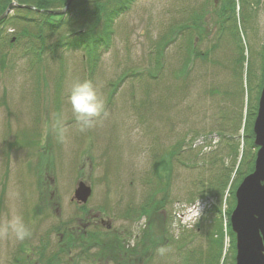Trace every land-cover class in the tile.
Here are the masks:
<instances>
[{"label": "rangeland", "instance_id": "rangeland-1", "mask_svg": "<svg viewBox=\"0 0 264 264\" xmlns=\"http://www.w3.org/2000/svg\"><path fill=\"white\" fill-rule=\"evenodd\" d=\"M4 1L0 14L24 5ZM123 2L72 0L47 18L56 29L17 6L0 21V264L236 263L229 218L259 149L264 0H133L94 59L72 43ZM83 79L107 113L85 132L67 99ZM57 119L63 143L43 134ZM14 216L24 241L2 232Z\"/></svg>", "mask_w": 264, "mask_h": 264}, {"label": "water", "instance_id": "water-1", "mask_svg": "<svg viewBox=\"0 0 264 264\" xmlns=\"http://www.w3.org/2000/svg\"><path fill=\"white\" fill-rule=\"evenodd\" d=\"M71 2L72 0H68L62 9L47 11L51 14H63ZM14 6L36 9L29 5L11 3L0 16V21ZM253 130L254 142L259 146L254 170L239 184L235 192L236 207L230 216L231 227L236 234L235 264H264V75ZM79 185L75 191V198L82 203L87 202L91 188L84 182H80Z\"/></svg>", "mask_w": 264, "mask_h": 264}, {"label": "clouds", "instance_id": "clouds-1", "mask_svg": "<svg viewBox=\"0 0 264 264\" xmlns=\"http://www.w3.org/2000/svg\"><path fill=\"white\" fill-rule=\"evenodd\" d=\"M68 103L71 106L72 114L81 132L91 129L95 122L102 116L107 115L105 102L99 94L95 84L88 79L74 81L68 91ZM52 133L63 143L65 140V130L61 119H57L54 124H45L43 134L47 136ZM2 232L4 234H14L15 238L24 241L29 238L31 232L20 216H14L6 225ZM159 252L163 254L164 248Z\"/></svg>", "mask_w": 264, "mask_h": 264}, {"label": "trees", "instance_id": "trees-1", "mask_svg": "<svg viewBox=\"0 0 264 264\" xmlns=\"http://www.w3.org/2000/svg\"><path fill=\"white\" fill-rule=\"evenodd\" d=\"M32 1H34V2H32ZM36 1L38 2L40 0H23L22 2H23V4H26V5L34 4L33 6H35L37 8L51 9L48 6V2H50L49 0H44V2L41 3V4H36ZM132 1L133 0H124V2L122 4H120V5L116 6V7L115 6H111L110 8H108V10L106 11V13L104 15L97 12L96 20L94 21L93 27H95L100 22V20L104 17V19H103L104 20L103 27L101 29L100 28H98V29H91L90 28V33L85 32L83 30V28H78L77 30H75L76 31L75 33L77 34V39H76V41H74L72 43L76 47L83 46L84 44L86 45V43H87V46L89 45L88 46L89 49L87 50L88 51L87 53L90 56H92V58L94 59L95 56L98 54L99 49L102 48L103 46L108 47V45H109V43H110V41L112 39L111 34H112V28L114 27L113 24H112V22H113L112 21V15H114L116 13V10L121 9L123 7L126 8L128 6V3H132ZM1 2H4V3L6 2V6H7L9 1L1 0ZM17 9H24V8H18L17 7ZM25 9H26V11L29 10V12H34V10H32V9H27V8H25ZM35 12H38V11L35 10ZM99 12H100V10H99ZM39 13H41V15H40L41 17H40V21L38 23V26L41 29H43L45 27H49L51 29H56L58 26L62 25V23L58 24V23H54V22H51L50 20H48L47 18L50 17V14H47L46 12H39ZM39 27H38V29H39ZM39 31H41V30L39 29L38 32ZM76 34H74V35H76ZM41 37H42L41 34H38V35L36 34V38L37 39L40 40ZM163 38L164 37H159L157 39V41L155 43V45H156L155 48L162 44V42H163L162 40H164ZM66 44L67 43H64L63 45H66ZM42 46H43V44H42ZM39 52H40V50H39ZM248 169H250L248 171V172H250V171H252L253 168L251 169L249 167ZM240 174L243 175L245 173H240Z\"/></svg>", "mask_w": 264, "mask_h": 264}]
</instances>
